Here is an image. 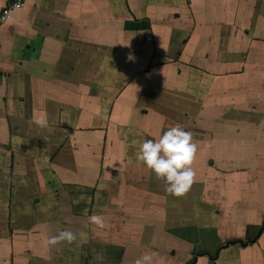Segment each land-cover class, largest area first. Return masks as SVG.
I'll list each match as a JSON object with an SVG mask.
<instances>
[{
  "label": "crops",
  "instance_id": "0c3cea01",
  "mask_svg": "<svg viewBox=\"0 0 264 264\" xmlns=\"http://www.w3.org/2000/svg\"><path fill=\"white\" fill-rule=\"evenodd\" d=\"M23 1L0 31V264H264V0ZM176 123L198 144L179 197L136 158Z\"/></svg>",
  "mask_w": 264,
  "mask_h": 264
},
{
  "label": "clouds",
  "instance_id": "9594fccd",
  "mask_svg": "<svg viewBox=\"0 0 264 264\" xmlns=\"http://www.w3.org/2000/svg\"><path fill=\"white\" fill-rule=\"evenodd\" d=\"M32 119L41 127L47 123L43 116L34 115ZM197 150L198 144L193 140V133L176 123L168 126L158 138L142 140L138 145L136 158L158 179L164 181L167 193L179 197L188 191L195 177L191 164ZM88 219L94 225L103 224L102 218L96 214ZM74 238L71 231L62 230L49 237L48 243L55 245L62 240L71 242ZM135 264H152V254H142L135 260Z\"/></svg>",
  "mask_w": 264,
  "mask_h": 264
},
{
  "label": "built area",
  "instance_id": "2783aa9c",
  "mask_svg": "<svg viewBox=\"0 0 264 264\" xmlns=\"http://www.w3.org/2000/svg\"><path fill=\"white\" fill-rule=\"evenodd\" d=\"M23 4V0H11L5 5L0 14V31L4 23L11 17V11L13 9L21 8Z\"/></svg>",
  "mask_w": 264,
  "mask_h": 264
}]
</instances>
